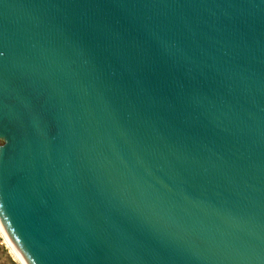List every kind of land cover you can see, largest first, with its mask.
I'll return each mask as SVG.
<instances>
[{
	"label": "water",
	"instance_id": "95a60500",
	"mask_svg": "<svg viewBox=\"0 0 264 264\" xmlns=\"http://www.w3.org/2000/svg\"><path fill=\"white\" fill-rule=\"evenodd\" d=\"M0 223L28 264H264V0H0Z\"/></svg>",
	"mask_w": 264,
	"mask_h": 264
},
{
	"label": "rangeland",
	"instance_id": "374dc122",
	"mask_svg": "<svg viewBox=\"0 0 264 264\" xmlns=\"http://www.w3.org/2000/svg\"><path fill=\"white\" fill-rule=\"evenodd\" d=\"M0 264H22L0 223Z\"/></svg>",
	"mask_w": 264,
	"mask_h": 264
},
{
	"label": "bare ground",
	"instance_id": "6f19581e",
	"mask_svg": "<svg viewBox=\"0 0 264 264\" xmlns=\"http://www.w3.org/2000/svg\"><path fill=\"white\" fill-rule=\"evenodd\" d=\"M4 231V230H3ZM10 240V239H9ZM11 242V241H10ZM12 244V242H11ZM13 249L15 250V253L17 255V257L19 258V260L22 262V264H28L27 261L23 258V256L17 251V249L14 247V245L12 244Z\"/></svg>",
	"mask_w": 264,
	"mask_h": 264
}]
</instances>
